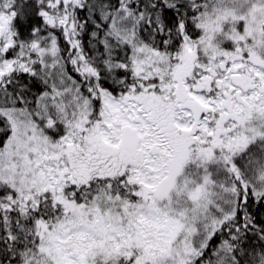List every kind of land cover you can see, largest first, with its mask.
I'll list each match as a JSON object with an SVG mask.
<instances>
[{"label":"snow or ice","instance_id":"6c2138e0","mask_svg":"<svg viewBox=\"0 0 264 264\" xmlns=\"http://www.w3.org/2000/svg\"><path fill=\"white\" fill-rule=\"evenodd\" d=\"M0 264H264V0H0Z\"/></svg>","mask_w":264,"mask_h":264}]
</instances>
